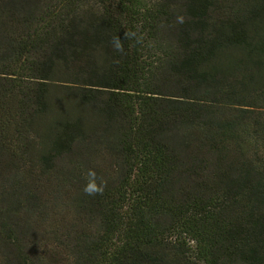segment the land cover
Masks as SVG:
<instances>
[{"label": "trees", "instance_id": "obj_1", "mask_svg": "<svg viewBox=\"0 0 264 264\" xmlns=\"http://www.w3.org/2000/svg\"><path fill=\"white\" fill-rule=\"evenodd\" d=\"M0 264H264V0H0Z\"/></svg>", "mask_w": 264, "mask_h": 264}, {"label": "clouds", "instance_id": "obj_2", "mask_svg": "<svg viewBox=\"0 0 264 264\" xmlns=\"http://www.w3.org/2000/svg\"><path fill=\"white\" fill-rule=\"evenodd\" d=\"M179 22H183L182 18H178ZM127 37H134L135 33H127ZM140 38H137L139 41ZM111 45L113 49L117 52H123L124 51V46L122 43V39L118 35H114L111 38ZM106 186V181L103 178H98L97 173L94 169H89L87 172V182L84 185L83 191L86 195L89 196H95V195H100L103 194V191Z\"/></svg>", "mask_w": 264, "mask_h": 264}]
</instances>
